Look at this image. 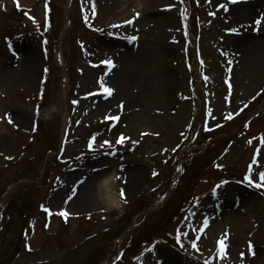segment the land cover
Returning <instances> with one entry per match:
<instances>
[{"label": "rangeland", "instance_id": "rangeland-1", "mask_svg": "<svg viewBox=\"0 0 264 264\" xmlns=\"http://www.w3.org/2000/svg\"><path fill=\"white\" fill-rule=\"evenodd\" d=\"M209 1L165 0L148 15L136 0H0V264H264V196L238 184L264 172V75L243 51L250 38L264 43V28L254 32L264 0L241 19ZM105 70L116 93L103 103ZM109 172L114 204L86 192ZM206 220L212 251L196 255Z\"/></svg>", "mask_w": 264, "mask_h": 264}, {"label": "bare ground", "instance_id": "bare-ground-1", "mask_svg": "<svg viewBox=\"0 0 264 264\" xmlns=\"http://www.w3.org/2000/svg\"><path fill=\"white\" fill-rule=\"evenodd\" d=\"M118 2H120V4H123V6H127V4H129L130 1L132 0H117ZM165 0H136V2L139 3L138 7H141V10L145 11L146 13H148L153 9V7L155 5H157V3H163ZM108 3V1H107ZM254 4H250V5H246V6H242V7H234L232 14H235V17L237 19H241L243 17H251L253 15V13L256 12V8H260L259 5V1L258 3H256V6H253ZM127 10V9H126ZM241 13L246 14L245 16H240ZM264 14V11L262 12ZM248 17V18H249ZM261 27L264 28V21L261 24ZM264 37V33L263 36ZM244 60H247L248 63V67L250 69L251 72H260L261 75H264V43L263 41L259 40H255L251 38L249 39L248 43L244 44ZM33 53V52H32ZM32 53L29 52V56L27 57V65L29 64V66L34 67L35 65H37V60H38V56L33 55ZM160 73V72H159ZM168 75H171V73H169ZM160 74H157V80L160 81ZM243 76L244 73H243ZM252 78H255V76H251ZM171 85V86H175ZM152 93H154L156 95V92L151 91ZM158 93L160 94V91H158ZM162 97H164L163 95L165 94H160ZM114 96V92L112 94L111 97ZM115 98V96H114ZM160 101H162L160 99ZM121 122V121H120ZM119 122V123H120ZM144 122V120L141 121L140 124H142ZM143 126V125H141ZM134 176L131 179V192L133 191V189L136 187V184H141L142 183V178H140L138 176V173L135 171ZM114 176L111 174V172L103 174V175H98L96 176L95 180L93 181L94 185L93 188L89 187V189L86 191L88 193V196L90 198H94V196L97 198H102L103 200L108 201L111 204H114L113 200H108V193L109 192H113L114 190ZM137 185V186H138ZM89 185L85 186V189L88 188ZM84 189V188H83ZM82 189V190H83ZM96 193V195H93V193ZM214 236H216V233L213 232L212 233V226L211 229L209 228L208 231V236L204 239V241L201 243L198 252L196 253L197 255H199L200 253H203L204 251L208 252L211 248L210 243L212 242ZM209 237V239H208ZM171 260H167L165 264H171Z\"/></svg>", "mask_w": 264, "mask_h": 264}, {"label": "snow or ice", "instance_id": "snow-or-ice-1", "mask_svg": "<svg viewBox=\"0 0 264 264\" xmlns=\"http://www.w3.org/2000/svg\"><path fill=\"white\" fill-rule=\"evenodd\" d=\"M230 2H231V3H237V2H239V0H230ZM17 7H19V4H17ZM220 7H221V8H225V10H227L226 6L223 5V4L220 5ZM138 16H139V13L136 14V17H138ZM134 19H135V18H134ZM262 21H264V16H262V17H260V18H258V19H256V20L254 21V29H255L256 31H259V29H260V25H261ZM126 23L131 24V23H133V20H129V21H127ZM114 27H119V25H114ZM231 31H232V32H236L237 29H231ZM132 39L134 40V39H136V37H132ZM101 63L108 65L109 68L114 67V64H113V62H112L111 60H104V61H101ZM229 71H231V69H229ZM99 86H100L101 89H103V92L106 94V98H107V97H110V96L113 94V92H114V89L105 86V83H104L103 78L100 79V81H99ZM229 88H231V85H229ZM42 98H43V94H41V99H42ZM78 103H79V101H77V100H73V104H78ZM120 107H123V106L121 105ZM37 113H38V110H37ZM105 119H110V120H116V121H119L120 117H119V116H107V117H105ZM226 119H229V120H230V119H232V116H231V115H228V116L226 117ZM9 122H10V123L12 122L10 116H9ZM218 127H219V125H218ZM148 134H149V133H143V135H148ZM125 139H126V137H124V136L121 134L120 137H119V139L116 140V143H117V144H123L124 141H125ZM262 139H264V138H262ZM92 141L95 142V137L92 138ZM103 143H104V145H107L108 147H111V146H112V145H111V142H109V141H107V140H105ZM133 143H136V142L134 141ZM249 143H251V141H249ZM89 148H90V149L92 148V143L89 144ZM112 154L114 155L115 153H112ZM9 159H11V157H9ZM245 179L247 180V182H248L249 185H254V186L257 187V188L264 187V172L259 173V182H258V183L254 182V180L251 178V176L245 177ZM73 194H74V193H73ZM121 194L123 195V193H121ZM69 199H71V197H69ZM43 210H44L46 213H49V214L51 215V212H50V210H49L48 208L45 207ZM56 214L59 215V216H61V217H63V218L65 219V221H67V219H68V217H69V215H70L69 212L66 211V210H61V211H59V212L56 213ZM206 224H207V221H205V225H206ZM177 239L179 240V237H177ZM219 244H220V251H221V254H223V252H224V248H225L224 240L221 239V240L219 241ZM251 247H252V245H251V243H249V248H251ZM29 250H31V249H29ZM242 255H243V254H242ZM205 264H208V262L206 261Z\"/></svg>", "mask_w": 264, "mask_h": 264}]
</instances>
